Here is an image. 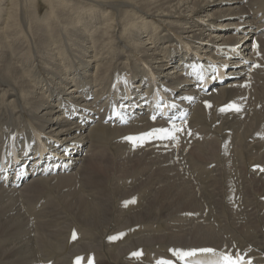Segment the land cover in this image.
<instances>
[{
  "label": "bare ground",
  "instance_id": "obj_1",
  "mask_svg": "<svg viewBox=\"0 0 264 264\" xmlns=\"http://www.w3.org/2000/svg\"><path fill=\"white\" fill-rule=\"evenodd\" d=\"M172 249L264 264V0H0V264Z\"/></svg>",
  "mask_w": 264,
  "mask_h": 264
},
{
  "label": "snow or ice",
  "instance_id": "obj_2",
  "mask_svg": "<svg viewBox=\"0 0 264 264\" xmlns=\"http://www.w3.org/2000/svg\"><path fill=\"white\" fill-rule=\"evenodd\" d=\"M225 110L239 111V108L236 107L235 105H228L226 109H221V111H225ZM178 131H180V129H177L175 127L173 128L172 132H169L168 129L161 128L153 132H149L145 134V136L137 137V138L129 137L128 139L131 141L143 140L145 139V137L148 138L157 137L159 139H166V138L174 139L175 138L174 133ZM198 251L201 253H211L213 255H217L215 253V250L213 249H201ZM198 251L197 250L184 251V250L172 249L170 250V253L172 257H175V260L161 258L159 261H157V264H176V261H179V264H194V258L197 257ZM132 255L133 257L138 258L142 255V253L136 252L133 253ZM213 264H251V261L245 260L244 255L240 253H236L235 255L231 253H223L218 255V259L214 261Z\"/></svg>",
  "mask_w": 264,
  "mask_h": 264
},
{
  "label": "rangeland",
  "instance_id": "obj_3",
  "mask_svg": "<svg viewBox=\"0 0 264 264\" xmlns=\"http://www.w3.org/2000/svg\"><path fill=\"white\" fill-rule=\"evenodd\" d=\"M83 26V25H82ZM81 26V27H82ZM85 31H86V33H87V30L85 29V27H82ZM122 39H124V38H122ZM130 46V45H129ZM59 56V55H58ZM51 76H49V78H50ZM37 88V87H36ZM50 101H51V99H49ZM36 116V115H35ZM47 130H48V128H46ZM217 148H218V144L217 143H210L206 148H205V150L207 151V154H200V153H198L201 157H203L204 159H206V160H202L201 161V163H209V162H213L214 161V156H215V154H216V150H217ZM107 159H111L112 161H113V165H114V159L113 158H111V157H109V156H105V157H103L102 158V160L101 161H105V160H107ZM137 164H140V163H138L137 162ZM136 163L133 165V167H132V169H135L136 167V165H137ZM138 166V165H137ZM135 167V168H134ZM221 179H222V177H221V174H220V172H219V175L218 176H216V177H211V178H209V185H210V187H211V191L209 192V193H214V195L210 198V201H213V200H215V197L217 196V195H220L221 196V198L224 200V197H223V187H222V181H221ZM253 184V183H252ZM255 184V185H254ZM253 184V186H254V189L255 190H258L257 188V185H256V183H254ZM249 185H251L250 184V182H249ZM53 191H55L54 190V187L52 186V188H51ZM95 190V189H94ZM69 191H71V189L69 190ZM68 191V192H69ZM93 191V190H92ZM57 192V191H56ZM181 195V194H180ZM88 195L86 194V197H87ZM60 201L63 203V205L67 208V206H66V204L63 202V200L62 199H60ZM67 210H68V212L70 213V215L71 216H73V217H75L71 212H70V210L67 208ZM183 213H187V212H183ZM179 214H181V213H179ZM179 214H177V215H179ZM76 218V217H75Z\"/></svg>",
  "mask_w": 264,
  "mask_h": 264
}]
</instances>
